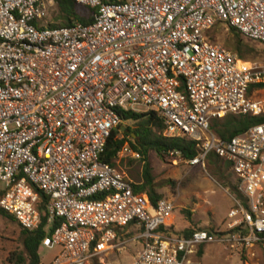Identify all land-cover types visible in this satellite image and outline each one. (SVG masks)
<instances>
[{
  "label": "built area",
  "instance_id": "obj_1",
  "mask_svg": "<svg viewBox=\"0 0 264 264\" xmlns=\"http://www.w3.org/2000/svg\"><path fill=\"white\" fill-rule=\"evenodd\" d=\"M55 1L0 0V209L29 231L45 219L41 245L62 249L52 264H91L130 223L141 228L130 264H202L194 256L212 243L256 261L264 251V122L225 140L210 124L264 112L263 100L247 96L264 84V65L207 33L221 23L264 43V0H74L96 10L91 22L41 23ZM135 105L156 113L163 136L194 142L186 164L204 169L210 154L227 163L240 196L224 229L174 232L170 200L153 205L99 158L118 112ZM123 154L141 158L127 143L116 158Z\"/></svg>",
  "mask_w": 264,
  "mask_h": 264
},
{
  "label": "rangeland",
  "instance_id": "obj_2",
  "mask_svg": "<svg viewBox=\"0 0 264 264\" xmlns=\"http://www.w3.org/2000/svg\"><path fill=\"white\" fill-rule=\"evenodd\" d=\"M41 23L59 24L58 8L55 2L46 6ZM209 37L225 47L234 50L235 38L227 25L217 23L208 33ZM248 44L246 62L255 65H264V43L242 37ZM260 85V84H258ZM253 85L247 96L255 100L264 101V86ZM136 110L144 111L143 105H135ZM125 126L133 127L134 122L127 120L118 125V137H122ZM153 175L155 191L173 203L171 212L173 229L180 233L185 229L207 228L212 231L225 228V218L232 202V196L236 195L232 190L235 179L228 165L220 160L219 166L222 176L214 174L207 161L205 168L186 164L179 155L160 156L156 151L149 150L146 157ZM116 167L125 174L133 183L142 182V159L132 158L126 154L115 159ZM125 229L119 231L118 241H123L119 246L101 254L100 257L91 260V264H130L139 248L140 240L133 239L141 232L139 225L130 223ZM20 226L0 215V264H12L9 262L12 253L22 251V237ZM61 246L46 247L40 245L38 256L40 264H52L55 257L61 252ZM203 252V249L200 250ZM198 256V255H197ZM259 264H263V257L259 255ZM202 264H245L249 262L245 256L231 253L224 246L212 243L204 247V255L199 259ZM245 261V262H244Z\"/></svg>",
  "mask_w": 264,
  "mask_h": 264
},
{
  "label": "trees",
  "instance_id": "obj_3",
  "mask_svg": "<svg viewBox=\"0 0 264 264\" xmlns=\"http://www.w3.org/2000/svg\"><path fill=\"white\" fill-rule=\"evenodd\" d=\"M55 6L58 8L59 18L61 22L59 26H69L74 22L89 23L92 21V15L96 11L94 8L80 5L74 0H56ZM233 33L235 42L234 50L238 56L243 60H247L249 46L244 40L240 32L235 28L228 27ZM208 38L211 39L208 35ZM213 40V38L211 39ZM253 86V85H252ZM250 86V88L252 87ZM258 86L263 87L264 84ZM249 88V89H250ZM248 89V92H249ZM121 122L133 121L134 126H125V131L121 132L122 137H118L120 132L118 126L112 130L107 139L105 148L100 154L99 158L102 161L115 165L117 153L121 150L123 145L127 143L133 150L138 151L141 155L143 162L142 165V182L133 183L132 189L134 192H146L149 200L154 205L161 195L155 191L153 183V175L150 170V165L146 159L148 151L154 150L160 156L179 155L183 159H190L196 154L195 144L191 140L184 138L165 137L161 134L163 130L162 120L156 115L153 110L135 111V110H120L119 112ZM264 122V112L259 115H244V114H229L221 119L211 121L210 131L220 137L221 139H229L235 135L241 134L248 130L251 126ZM220 158L213 154L208 156L210 169L214 174L222 176V171L219 166ZM232 190L237 196L240 194L237 191L236 183L232 184ZM97 197H100L99 195ZM0 215L6 219L16 222L15 218L7 212L0 209ZM40 228L29 231L20 226V235L22 237V251L12 253L9 262L12 264H40L38 256V248L41 245L42 239L47 234L44 229V218ZM59 223L55 221L53 227ZM51 230V229H50ZM190 230L183 232L188 234ZM263 264H264V251H263Z\"/></svg>",
  "mask_w": 264,
  "mask_h": 264
},
{
  "label": "crops",
  "instance_id": "obj_4",
  "mask_svg": "<svg viewBox=\"0 0 264 264\" xmlns=\"http://www.w3.org/2000/svg\"><path fill=\"white\" fill-rule=\"evenodd\" d=\"M232 203L233 202H231V204H230V206H229V209H230V207L232 206ZM227 220V214H226V218H225V221ZM168 224L170 225L169 226V228L171 229V230H173L174 232H176V233H179V232H177V231H175L174 229H173V226H172V216L170 217V219H169V221H168ZM135 225H137V224H135ZM126 227H128V226H125V227H123V228H121V229H118V231H117V240H116V245L114 246V247H116V246H119L120 244H122L123 242H125L126 240H123V241H118V235H119V231H121V230H123V229H125ZM196 229H203V230H210V229H207V228H196ZM185 230H190V229H185ZM194 229H192V230H190L189 232H191V231H193ZM184 231V230H183ZM183 231H180V233H182V234H186V233H184ZM211 231V230H210ZM179 233V234H180ZM136 236H134L133 237V235L131 236V240H133L134 238H135ZM141 247V242H140V245H139V248ZM204 247H205V245L204 246H201V247H199V249L197 250V253L195 254V259H197V260H199L203 255H204ZM138 248V249H139ZM137 249V250H138ZM201 249H203V252H201L200 250ZM112 250V249H111ZM108 252V251H107ZM198 255V256H197ZM261 256V258L263 257V255L261 254L260 255ZM259 257V256H258ZM257 257V259H256V261H250V263L249 262H245V264H259L258 263V260H259V258Z\"/></svg>",
  "mask_w": 264,
  "mask_h": 264
},
{
  "label": "bare ground",
  "instance_id": "obj_5",
  "mask_svg": "<svg viewBox=\"0 0 264 264\" xmlns=\"http://www.w3.org/2000/svg\"><path fill=\"white\" fill-rule=\"evenodd\" d=\"M242 66L246 67V66H248V64L247 63H244V64H242Z\"/></svg>",
  "mask_w": 264,
  "mask_h": 264
}]
</instances>
